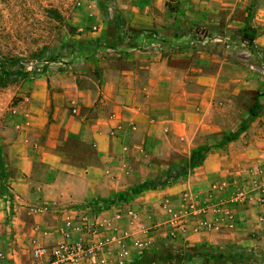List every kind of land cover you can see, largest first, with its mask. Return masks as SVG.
Segmentation results:
<instances>
[{"label":"rangeland","instance_id":"obj_1","mask_svg":"<svg viewBox=\"0 0 264 264\" xmlns=\"http://www.w3.org/2000/svg\"><path fill=\"white\" fill-rule=\"evenodd\" d=\"M212 1L0 0V71L4 67L8 75L0 86V227H7L10 237L20 205L11 192L16 176L11 150L29 144L27 117L37 115V100L51 93L52 76L81 83L132 70L134 81L144 83L143 102L156 98L181 118L197 115V134H207L193 148L196 153L264 149V120L259 119L264 115V44L257 41L264 26L257 24L253 0L231 23L215 18L220 11L210 10ZM20 71L29 75L23 78ZM193 97L196 103L188 111L182 102L190 99L192 105ZM237 161L233 154L226 179L214 180L217 187L203 192L224 204L223 219L217 211L207 217L182 213L184 229L179 233L168 223L171 234L149 242L134 264H264V232L253 220L264 216V159L246 166ZM23 207L41 213L36 203ZM249 207L262 211L257 216L242 211ZM222 223L226 236L220 234ZM190 225L199 234L211 231L212 245L195 242L198 233L189 234ZM46 245L34 240L22 248L28 252Z\"/></svg>","mask_w":264,"mask_h":264},{"label":"crops","instance_id":"obj_2","mask_svg":"<svg viewBox=\"0 0 264 264\" xmlns=\"http://www.w3.org/2000/svg\"><path fill=\"white\" fill-rule=\"evenodd\" d=\"M253 1L257 24L264 26V0ZM212 2L210 10L220 11L215 18L231 23L251 1ZM262 32L257 41L264 44ZM52 78L51 93L37 100V115L27 117L29 144L20 142L19 149L11 150L16 174L11 192L20 205L8 229L12 236L0 227V264H32L31 250L22 247L34 240L53 247L66 237L97 248L98 264H134L149 242L171 234L168 223L179 233L184 229L182 213L207 217L217 211L223 219L224 204L203 192L217 187L214 180L226 179L233 154L237 165L264 159V149L196 153L193 148L207 134H197V115L188 112L181 118L156 98L143 102L144 83L134 81L132 70L81 83L67 75ZM195 103L193 97L192 105L190 99L182 105L190 111ZM31 203L41 208L39 215L23 207ZM259 210L242 211L257 216ZM254 218L263 233L264 216ZM187 228L189 234L195 230ZM219 230L226 236L223 223ZM197 236L195 242L212 245L207 228Z\"/></svg>","mask_w":264,"mask_h":264},{"label":"built area","instance_id":"obj_3","mask_svg":"<svg viewBox=\"0 0 264 264\" xmlns=\"http://www.w3.org/2000/svg\"><path fill=\"white\" fill-rule=\"evenodd\" d=\"M32 264H98L97 248L83 241H64L53 246H40L31 251Z\"/></svg>","mask_w":264,"mask_h":264},{"label":"trees","instance_id":"obj_4","mask_svg":"<svg viewBox=\"0 0 264 264\" xmlns=\"http://www.w3.org/2000/svg\"><path fill=\"white\" fill-rule=\"evenodd\" d=\"M7 71L4 69L3 67V70L0 71V86H4V81H5V76H8ZM2 73L4 76H2ZM18 75L22 76L23 78L27 77L29 75V73H27L26 71H20L18 72ZM32 78H34L36 76L35 73H31L30 74Z\"/></svg>","mask_w":264,"mask_h":264}]
</instances>
